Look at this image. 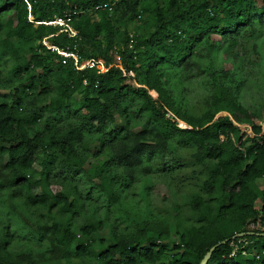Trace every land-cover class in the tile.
Returning a JSON list of instances; mask_svg holds the SVG:
<instances>
[{"label": "trees", "instance_id": "1", "mask_svg": "<svg viewBox=\"0 0 264 264\" xmlns=\"http://www.w3.org/2000/svg\"><path fill=\"white\" fill-rule=\"evenodd\" d=\"M103 4L110 11L94 9ZM64 13L73 14L74 52L100 62L101 72H76L41 46L46 38L72 50V40L43 25ZM263 27L264 0H0V63L9 67L0 79V190L53 256L44 262L12 256L6 249L12 235L4 230L0 264H58L87 255L93 264H199L212 246L206 264H264V122L238 101L239 84L259 63ZM220 54L229 68L218 67ZM192 85L204 92L197 114L187 106ZM62 115L65 126L55 123ZM135 121L142 124L136 128ZM90 136L108 160L87 177L113 203L117 186L131 182L144 157H162L172 139L193 148L207 194L190 197L194 224L177 222L172 233L159 221L142 220L134 232L108 240L93 236L100 222L85 224L79 236L70 231L77 201L65 191L52 194L50 179L83 167V139ZM110 168L120 170L122 182ZM53 208L66 215L64 222L53 219ZM38 210L48 226L34 219ZM240 233L252 234L245 250L257 260L228 257ZM170 234L175 239L166 248Z\"/></svg>", "mask_w": 264, "mask_h": 264}, {"label": "rangeland", "instance_id": "2", "mask_svg": "<svg viewBox=\"0 0 264 264\" xmlns=\"http://www.w3.org/2000/svg\"><path fill=\"white\" fill-rule=\"evenodd\" d=\"M4 22L6 23V20ZM261 32L260 39L257 40V50L260 53L259 63L258 65H252V68L249 67L251 70L247 72L246 77L239 84L240 97H238L240 105L251 111L256 118V122L260 124L264 122V27ZM246 42L244 41L247 52H251L250 43ZM250 57L255 58L256 55L251 53ZM113 59V62L117 63L116 55ZM202 63L205 62L202 61ZM216 63L218 67L224 66L225 69L230 67L226 59L222 60L221 54L217 56ZM8 68L7 62L4 68L0 63V79H3ZM184 76L190 78V73H185ZM174 80L175 78L172 79V81ZM203 94L204 92L200 87H197V85L191 86L186 100L192 113L197 114L199 112ZM150 95L152 98H156L155 93L150 92ZM37 106L41 107V104ZM67 119L62 115L56 119L55 123L65 126ZM134 123L136 128L142 124L141 121L139 123L135 121ZM178 125L183 129L186 126L181 122H178ZM242 127L249 129L246 125ZM82 146L84 147L85 160L83 167L72 174H66L63 170L60 173H56L59 171L54 172L56 177L50 179L49 186L52 194L56 195L60 191H65L70 199L75 198L77 201V207L74 210L75 215L68 221L70 231L75 233L76 236H79L80 228L89 222L101 223V228L94 232L93 236L105 240L111 238L112 235H128L134 232L136 226L142 220L146 222L149 220L159 221L161 226L159 228H162L164 224L169 230H172L177 222H181L183 227L194 224L192 213L187 206L191 200L190 197L193 192H196L206 199L207 194L202 190V182H200L205 176V171L192 158L193 148H183L172 139L162 157H152L150 160L144 157V163L134 172L131 182L126 183L125 187L117 186V194L120 197L118 202L113 203L101 192L96 181L87 177L88 174L91 175V168L101 167L108 160L107 156L105 154L97 155L100 149H98V143L94 137H84ZM110 170L113 171L116 182H122L120 170L117 168H110ZM0 171L3 173L2 169ZM37 179L38 176L34 177L33 180ZM35 193L39 194L38 189H35ZM9 202L6 192L0 190V235L4 234V230L12 235L6 248L7 251L12 256L28 254L38 262L53 261V256L47 250L45 242L42 241L40 244L35 242L33 237L30 236V229L28 232L25 228V226H29L27 219L23 220L16 211L11 210ZM261 203L262 201L258 200L254 204V209L258 210ZM51 212L54 220L65 221L66 215L60 216L56 208H53ZM43 215L44 212L38 210L34 215V219L38 221L39 225L48 226L50 221ZM179 230L183 231L181 227H179ZM174 239L175 236L170 234L169 239L163 244L166 248H169L170 242ZM93 263L88 255L81 261H77L71 256L69 260L58 262V264Z\"/></svg>", "mask_w": 264, "mask_h": 264}, {"label": "built area", "instance_id": "3", "mask_svg": "<svg viewBox=\"0 0 264 264\" xmlns=\"http://www.w3.org/2000/svg\"><path fill=\"white\" fill-rule=\"evenodd\" d=\"M111 4H103L98 5L94 9L95 10H103L106 9L110 11ZM72 13H64L61 16H53L52 19L48 22H45L43 25L50 26L52 28L57 29V34L64 35L68 40H72L74 45H72V50L69 48H57L55 46H51L46 41V38L41 40V46H43L50 53L56 54L61 60L62 63L68 62L71 64L72 68L78 72L84 69H97L98 71H102L103 67L100 62L94 61V59L83 60L79 57L77 53L74 52L75 43L77 42V34L72 27ZM166 117H170L169 114H166ZM264 228V225H263ZM252 242L243 238H235L230 243V253L228 257H234L235 255H240L242 257L254 258L257 260V256L253 255L250 249L245 250L246 247L251 246Z\"/></svg>", "mask_w": 264, "mask_h": 264}, {"label": "water", "instance_id": "4", "mask_svg": "<svg viewBox=\"0 0 264 264\" xmlns=\"http://www.w3.org/2000/svg\"><path fill=\"white\" fill-rule=\"evenodd\" d=\"M251 233H240L237 234L236 236H234V238H243V237H247V236H251ZM215 249V246H212L211 248H209L208 252L203 256V258L201 259V261L199 262V264H206V261L210 255V253Z\"/></svg>", "mask_w": 264, "mask_h": 264}]
</instances>
